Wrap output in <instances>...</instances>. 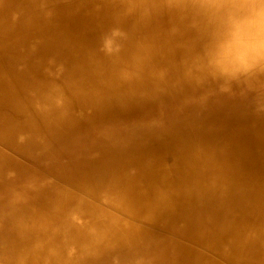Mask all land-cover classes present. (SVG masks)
Segmentation results:
<instances>
[{"label": "bare ground", "instance_id": "bare-ground-1", "mask_svg": "<svg viewBox=\"0 0 264 264\" xmlns=\"http://www.w3.org/2000/svg\"><path fill=\"white\" fill-rule=\"evenodd\" d=\"M255 2L0 0V264H264Z\"/></svg>", "mask_w": 264, "mask_h": 264}, {"label": "clouds", "instance_id": "clouds-1", "mask_svg": "<svg viewBox=\"0 0 264 264\" xmlns=\"http://www.w3.org/2000/svg\"><path fill=\"white\" fill-rule=\"evenodd\" d=\"M243 13L230 18L225 52L208 53L209 63L222 76H234L258 65L264 66V0L237 5ZM106 43H111L110 40Z\"/></svg>", "mask_w": 264, "mask_h": 264}]
</instances>
